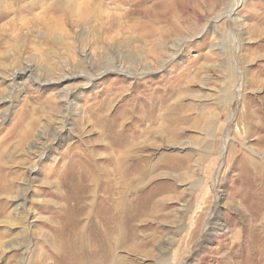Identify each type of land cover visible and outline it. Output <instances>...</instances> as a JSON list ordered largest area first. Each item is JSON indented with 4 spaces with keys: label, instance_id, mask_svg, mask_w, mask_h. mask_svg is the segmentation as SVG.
Wrapping results in <instances>:
<instances>
[{
    "label": "rangeland",
    "instance_id": "1",
    "mask_svg": "<svg viewBox=\"0 0 264 264\" xmlns=\"http://www.w3.org/2000/svg\"><path fill=\"white\" fill-rule=\"evenodd\" d=\"M49 1L0 0V31L40 15L19 44L41 40L0 71V264H63L53 233L92 226L86 187L114 167L93 111L115 97L107 119L137 138L148 176L120 264H264V0H77L79 23L48 43ZM126 22L133 42L106 30ZM163 125L165 141L141 136Z\"/></svg>",
    "mask_w": 264,
    "mask_h": 264
},
{
    "label": "bare ground",
    "instance_id": "2",
    "mask_svg": "<svg viewBox=\"0 0 264 264\" xmlns=\"http://www.w3.org/2000/svg\"><path fill=\"white\" fill-rule=\"evenodd\" d=\"M35 6H37L36 3L34 5L19 8L15 11L9 10V12L21 13L27 11L30 13ZM40 6H44L40 13H42L44 17H48L47 20L49 22V24H46L48 29L44 33L45 38L42 39L43 42H48L54 33L63 31L64 26L67 24V19L70 18L74 24L79 23V20L77 21L75 16L78 17L82 14L76 11L77 8L79 9L81 7L77 0H50L49 2L40 4ZM17 20V22L10 26L9 31H7V29L6 31H0V71H3L4 68L20 67V57L23 54L29 55L30 52H33L34 49L40 48L41 46L40 39H38L36 44L31 42V46L30 43L26 46H20L19 44L23 38V40L29 42V40L33 38L31 36H35L33 27H30V25L37 24V21H40V15H33L30 19L20 18ZM128 25L129 24L126 22L124 25L125 27L123 28L119 25V27L114 30H112V27L106 30L111 34H114L112 38L118 37L119 39H124V36H127L125 40L133 42L131 32L136 29ZM148 26L153 27L146 22H140L138 29V33L146 42L148 39L146 36L149 35L146 33L148 30L146 27ZM140 29L142 31H140ZM23 30H26L27 32L23 33ZM130 42H127V45H129ZM146 42L144 43L148 48L150 44ZM8 48L12 49L13 54L8 51ZM148 50L150 51L149 48ZM145 52L149 54L147 51ZM79 64L82 65V63L79 62L74 64L75 71L81 68H77ZM58 71V69L48 70L43 74L49 77L58 75ZM112 71L119 72V74L122 73V71L118 69L117 71L116 69ZM104 72L107 71L105 70ZM130 74V77L134 75L133 73ZM125 75L129 76L127 73ZM115 99L116 97L112 98L108 103L100 106L98 110L93 111L95 113L96 122H98L97 124L101 129L100 134H104L105 132L107 133V136L110 134L112 137V140L110 143L108 142L106 149H108L111 154L108 161L114 164V167L109 172L101 175V184L98 187H95V189L91 188V185L86 187L84 198H87L86 195L89 193L96 197L95 202L91 200L89 203L86 202V204H84L86 214L85 219L88 220L89 218V221L91 222L90 225L92 226L89 227L88 225L85 226L78 224L76 226L73 225V227H67L68 229L65 231H55L53 234H56L57 237L54 242L49 243L52 252L55 254L56 258L61 261L60 263L63 264H120L119 257L115 254V251L123 245V231L130 226L134 219V208L132 206L133 199L130 200V196L133 190L137 186L142 185L144 180L148 177L138 171V163H140L139 161L142 159L138 160V156L134 157L137 155L136 152L138 151V149H134L138 145V142H136L137 138L125 136L122 131V125L119 126L117 122L107 119L105 112L109 110L112 101ZM149 106L151 107V105ZM144 116L145 115L140 118H143ZM125 120L127 121L126 118L122 119L123 122H125ZM118 128H122V130L118 131ZM145 132L141 133L142 137L148 139V135L156 134L161 138L162 142L165 141L164 138L166 135L173 136L172 128H164V125L160 127L159 131L148 128ZM1 182L2 181H0V183ZM97 201L100 204L99 208L95 207ZM159 204L160 203L153 204V206L156 207ZM44 236V239L48 242L47 237L49 236Z\"/></svg>",
    "mask_w": 264,
    "mask_h": 264
}]
</instances>
